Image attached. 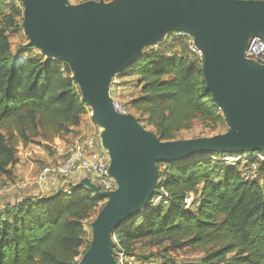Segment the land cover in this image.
I'll return each instance as SVG.
<instances>
[{
	"label": "trees",
	"instance_id": "16d2710c",
	"mask_svg": "<svg viewBox=\"0 0 264 264\" xmlns=\"http://www.w3.org/2000/svg\"><path fill=\"white\" fill-rule=\"evenodd\" d=\"M5 1L0 0L1 186L15 182L11 169L18 163L19 147L36 139L45 144L62 140L87 113L67 64L11 53L9 34L22 12ZM162 43L177 44L180 52L161 54L157 47ZM153 47L119 75L137 79L138 96L129 106L146 127L167 142L178 140L194 123L209 131L226 126L206 89L202 62L187 53L184 40L170 34ZM218 155L157 163L154 197L164 191L166 204L149 203L117 228L121 246L136 253L130 247L139 241L166 242L177 253L206 250L207 264H264V162L258 164L257 179L246 181L237 169L213 160ZM189 193L194 199L185 210ZM101 203L78 187L69 196L26 198L8 207L0 213V264H76L81 249L88 247L84 223Z\"/></svg>",
	"mask_w": 264,
	"mask_h": 264
},
{
	"label": "water",
	"instance_id": "95a60500",
	"mask_svg": "<svg viewBox=\"0 0 264 264\" xmlns=\"http://www.w3.org/2000/svg\"><path fill=\"white\" fill-rule=\"evenodd\" d=\"M30 47L67 64L109 158L113 192L87 178L82 187L107 202L93 224L92 241L79 264H116L111 234L153 198L156 163L202 154L264 153V65L244 57L249 39H264V2L258 0H111L66 8V0H20ZM184 32L203 55L206 89L228 124L225 135L160 141L113 108L112 79L141 57L146 46Z\"/></svg>",
	"mask_w": 264,
	"mask_h": 264
},
{
	"label": "rangeland",
	"instance_id": "374dc122",
	"mask_svg": "<svg viewBox=\"0 0 264 264\" xmlns=\"http://www.w3.org/2000/svg\"><path fill=\"white\" fill-rule=\"evenodd\" d=\"M2 1H5V0H2ZM5 2H8V3L10 2L11 5H15L19 7L22 12L21 22L18 24V27L14 31H11L9 34V41L11 44V53L13 55L21 54L23 57L42 56L44 58H48L42 54L40 49L28 46L30 41L27 37L26 31L24 28V18H23L24 7H23L22 2L20 0H6ZM86 2H93V1L91 0H66L64 5L66 8H68V7L76 6L79 4L86 3ZM166 37H164L159 43H156V44H160L161 42H163ZM153 46L144 47L141 50V55L149 51L150 49H154ZM179 49H180V46H178L177 44L174 47H170L168 45L166 46L165 43H162L161 45L157 47V50L161 54H169L170 52H173V53L180 52ZM120 74L116 75L110 83V88L113 91V96H114L113 98L126 110L127 112L126 114L128 116L135 119L138 122V124L142 126L146 131L153 133L152 129L146 127L144 122H142V117L138 115L134 110H132L129 106V102H131L133 99H135L138 96L139 88H138V82L136 81L137 79L133 77L121 78L119 77ZM86 108H87V113L82 118V121H81L82 124H81L80 130L78 131L73 130L71 135L63 138L62 140L55 139L51 143H48V144L41 142L40 139H36L33 145L28 146L29 147L28 153H25V150H23L22 147L18 148V162L26 159V161L24 160L25 162L23 164L20 163V165L22 168L24 167L31 168L30 176H33L41 167L48 165V164H53L59 160H62L64 155L68 153L71 148H73L76 142V139L78 141V137L81 136V140L92 137L98 141V134L100 132V129L97 128L94 124H92L90 120L92 111L88 106H86ZM229 131H230V128L228 124H226V126L224 127L219 128L216 131H209V130L203 129V127L199 125L198 123H194L190 130L184 131L179 134L178 141L199 139V138H210L214 136L225 135ZM104 153L108 157L107 153L106 152ZM24 155H26V157H24ZM155 166L157 168V163ZM163 169H164V166H160V170L162 171ZM157 176H158V169H157ZM20 178L24 179L23 177H20ZM21 179H17V177H15V182ZM15 182L13 183L11 182L7 184L5 189H3V186L0 185V212L10 207L12 200L15 203L20 198L19 196L23 197V193L27 192V189L18 190L14 186H12ZM116 187H117L116 183H114L113 189L115 190ZM154 198H151V201L149 203L152 204V201L154 200ZM100 199L102 200L100 207L97 209L96 213L92 216V218H90L84 223L85 241L88 243L87 249L89 248L90 243L92 241L93 224L97 216L99 215V213L104 208L107 202L106 198H100ZM138 214L132 217V219L137 217ZM112 234H111V240H112ZM85 248H86V245L81 249L79 256L76 258L75 260L76 264H79L80 260L85 255L87 251L85 250ZM130 248L134 250L137 255L145 259H149V258L154 259L156 263L158 264H207L203 262V258L205 256L206 250L197 251L194 253H191V252L177 253L169 249L168 243L166 242L161 243V242H154L150 240L139 241L137 243L132 244ZM113 253H114L113 250H111L112 258H113Z\"/></svg>",
	"mask_w": 264,
	"mask_h": 264
},
{
	"label": "built area",
	"instance_id": "2783aa9c",
	"mask_svg": "<svg viewBox=\"0 0 264 264\" xmlns=\"http://www.w3.org/2000/svg\"><path fill=\"white\" fill-rule=\"evenodd\" d=\"M93 2H109L111 0H91ZM246 1V0H243ZM263 1L264 0H258ZM176 37L184 40L186 51L202 62L203 55L194 45L190 34L184 32L172 33ZM244 57L260 65H264V39L253 37L249 39ZM110 97L113 101V108L119 114H126V110L113 98V91L110 88ZM216 162H222L226 166L237 169L242 173L246 181L257 179V167L264 162V153H241V154H219L213 158ZM249 160L255 163L245 167ZM109 159L101 149L99 141L92 137L86 138L83 142L76 143L75 146L64 155L62 160L53 164L41 167L33 176L27 179L16 181L12 186L18 190L32 188L37 197H45L56 194L71 195L74 189L73 180L79 175H83L90 183L95 185L101 193L113 192L114 181L108 175ZM81 181V180H80ZM79 181V182H80ZM6 186H3L5 189ZM93 195V193H90ZM94 196V195H93ZM167 194L160 191L152 201V206H157L163 202L166 204ZM192 193L187 194L183 199L184 209L188 210L193 203ZM1 211L0 213H3ZM113 260L116 264H158L154 259L143 260L136 253L125 250L112 234Z\"/></svg>",
	"mask_w": 264,
	"mask_h": 264
},
{
	"label": "crops",
	"instance_id": "0c3cea01",
	"mask_svg": "<svg viewBox=\"0 0 264 264\" xmlns=\"http://www.w3.org/2000/svg\"><path fill=\"white\" fill-rule=\"evenodd\" d=\"M81 124H82V122L80 123V125L78 126V127H76V128H73L72 129V131L73 130H76V131H78V130H80V127H81ZM93 124V123H92ZM72 134V133H71ZM70 134V135H71ZM83 140H85V139H83ZM83 140H81V136L80 137H78V141H77V139H76V142H75V144L76 143H79V142H83ZM99 141V140H98ZM75 144H74V146H75ZM100 145V144H99ZM73 146V147H74ZM29 147H26V148H22L23 150H25V153H28L29 152V149H28ZM72 149V148H71ZM70 149V150H71ZM69 150V151H70ZM24 157H26V155H24ZM25 161H26V159H24ZM24 160H22V161H19L11 170H12V173H13V176L14 177H17V179H21L20 177H23L24 179H27V178H30L31 176V174H30V170H31V168H26V167H24V168H22L21 167V165H20V163H24L25 161ZM18 169V170H17ZM27 170V171H26ZM85 177L83 176V175H79V176H77V178H75L74 180H73V182L74 183H77V182H79L80 180H82V179H84ZM22 180V179H21ZM27 189V192H24L23 193V197L22 196H19L20 198L14 203L13 202V200H12V202H11V207L12 206H14L16 203H18V202H20L21 200H23V199H26V198H35V197H37V195L38 194H36V192H35V190L34 189H32V188H25L24 190H26ZM7 197H9V196H7Z\"/></svg>",
	"mask_w": 264,
	"mask_h": 264
}]
</instances>
